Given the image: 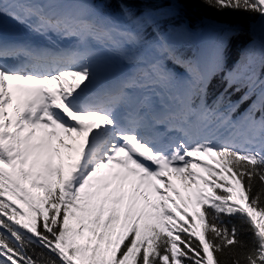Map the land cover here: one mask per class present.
<instances>
[{"label": "snow or ice", "instance_id": "snow-or-ice-1", "mask_svg": "<svg viewBox=\"0 0 264 264\" xmlns=\"http://www.w3.org/2000/svg\"><path fill=\"white\" fill-rule=\"evenodd\" d=\"M201 2L231 67L182 0H0V264H264V0Z\"/></svg>", "mask_w": 264, "mask_h": 264}, {"label": "trees", "instance_id": "trees-1", "mask_svg": "<svg viewBox=\"0 0 264 264\" xmlns=\"http://www.w3.org/2000/svg\"><path fill=\"white\" fill-rule=\"evenodd\" d=\"M183 11L176 21L177 23H185L189 28L195 30L196 28L204 29L209 24L204 23V21H214L218 24H226L238 31V35L233 36L229 41L227 52H226V62L227 66L231 67L237 60L240 59L241 52L243 48L248 44L251 38V30L255 28L257 31L260 28L259 16L246 12H217L215 9L206 6L201 0H182ZM130 7L137 10V12L144 7L142 3H132ZM117 4L112 5V9L116 10ZM223 90L219 78H214L209 85V96L218 95ZM241 93H236L231 98H237ZM261 192V202L264 203V189L261 188L258 182L254 183L252 194L255 196L257 192ZM231 220V224H235L238 229H241V239L250 242L251 233L243 231L240 222L235 218L225 217V220ZM231 224L229 226H231ZM41 249L29 250V254L33 255V258H37V254L41 252ZM50 254L45 251V257L41 258V264H47L46 258ZM231 256L226 255L221 257L222 260H227L230 264Z\"/></svg>", "mask_w": 264, "mask_h": 264}, {"label": "bare ground", "instance_id": "bare-ground-1", "mask_svg": "<svg viewBox=\"0 0 264 264\" xmlns=\"http://www.w3.org/2000/svg\"><path fill=\"white\" fill-rule=\"evenodd\" d=\"M202 160H204L206 163H208L209 165H212L213 163L210 161V159H208L207 157H203V158H201ZM197 171H199V170H197ZM201 175H204V173H202L201 172ZM172 183L174 184V186H176V188L180 191V193L182 194V195H189V193H190V191L191 190H189V191H185L184 190V188H183V186L181 185V182L179 181V180H176V179H173L172 180ZM162 187V186H161Z\"/></svg>", "mask_w": 264, "mask_h": 264}, {"label": "rangeland", "instance_id": "rangeland-1", "mask_svg": "<svg viewBox=\"0 0 264 264\" xmlns=\"http://www.w3.org/2000/svg\"><path fill=\"white\" fill-rule=\"evenodd\" d=\"M243 112H244V111H243ZM257 115H258V114H257ZM210 161H211V160H210ZM211 162H212V161H211ZM212 163H213V162H212ZM181 196H182V197H187V195H186V194H185V195H182V194H181Z\"/></svg>", "mask_w": 264, "mask_h": 264}]
</instances>
